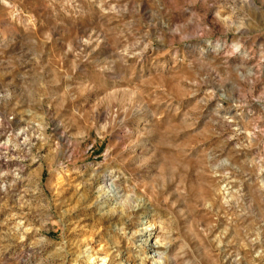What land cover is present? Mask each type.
Instances as JSON below:
<instances>
[{
	"label": "clouds",
	"instance_id": "1",
	"mask_svg": "<svg viewBox=\"0 0 264 264\" xmlns=\"http://www.w3.org/2000/svg\"><path fill=\"white\" fill-rule=\"evenodd\" d=\"M0 264H264V0H0Z\"/></svg>",
	"mask_w": 264,
	"mask_h": 264
}]
</instances>
